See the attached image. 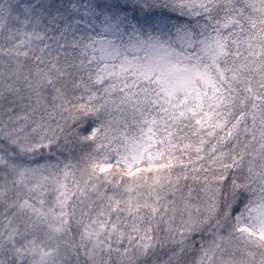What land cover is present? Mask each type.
I'll list each match as a JSON object with an SVG mask.
<instances>
[{"label": "snow or ice", "instance_id": "1", "mask_svg": "<svg viewBox=\"0 0 264 264\" xmlns=\"http://www.w3.org/2000/svg\"><path fill=\"white\" fill-rule=\"evenodd\" d=\"M0 264H264V0H0Z\"/></svg>", "mask_w": 264, "mask_h": 264}]
</instances>
